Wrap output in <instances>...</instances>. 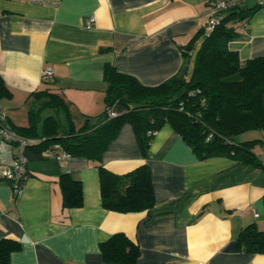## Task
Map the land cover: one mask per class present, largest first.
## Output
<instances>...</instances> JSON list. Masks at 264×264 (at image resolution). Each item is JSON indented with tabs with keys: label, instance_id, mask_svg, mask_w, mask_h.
<instances>
[{
	"label": "crops",
	"instance_id": "obj_1",
	"mask_svg": "<svg viewBox=\"0 0 264 264\" xmlns=\"http://www.w3.org/2000/svg\"><path fill=\"white\" fill-rule=\"evenodd\" d=\"M207 1L0 0V77L5 86L0 112L10 125L27 126L29 108L41 101L32 93L46 90L60 107H42L36 127L48 115H56L64 127L95 124L106 106V67L144 85L172 77L184 64L186 45L196 34H205ZM90 15L94 19L86 27ZM247 20L228 42L240 59L264 55V6ZM194 44L198 47L200 38ZM47 66L51 78L42 76ZM260 131L252 151L264 163ZM56 144L43 149V156L27 155L29 174L17 192L0 178V238L21 244L10 264H118L105 262L99 248L115 232L138 245L135 264H264V253L236 246L246 224L264 229V167L226 154L200 158L167 121L143 151L131 124L124 123L103 151L101 164L125 173L147 163L155 203L121 212L102 206L98 168L84 156L63 157ZM1 145L0 165L11 164L18 145ZM61 172L81 182V206L63 208Z\"/></svg>",
	"mask_w": 264,
	"mask_h": 264
},
{
	"label": "trees",
	"instance_id": "obj_2",
	"mask_svg": "<svg viewBox=\"0 0 264 264\" xmlns=\"http://www.w3.org/2000/svg\"><path fill=\"white\" fill-rule=\"evenodd\" d=\"M256 7L232 9L206 38L203 33L196 34L183 51L180 70L157 85H144L114 66L106 67V106L95 124L64 127L56 115H48L40 120L41 127H36L42 107L57 111L60 104L52 93L34 91L32 96L41 101L36 109L29 108V124L10 125L25 138H39L38 143L24 148L25 155L43 156V149L58 143L67 154L88 158L98 168L102 206L121 212L144 210L155 203L147 163L125 173L112 172L101 164L103 151L124 123L131 124L143 151L152 132L167 121L200 158L226 154L239 162L264 167L252 151L259 139H238L245 132L264 130V55L240 59L228 47V42L239 36V21ZM196 38H200L198 47ZM4 90L0 77V94ZM110 107L116 111L113 116L107 112ZM58 183L63 208L82 205L78 179L61 172ZM20 246L14 238H0V264H10L11 253ZM236 246L244 252L264 253V229L254 222L246 224L238 233ZM99 248L105 262L118 264H135L140 253L138 245L123 232L111 234Z\"/></svg>",
	"mask_w": 264,
	"mask_h": 264
},
{
	"label": "built area",
	"instance_id": "obj_3",
	"mask_svg": "<svg viewBox=\"0 0 264 264\" xmlns=\"http://www.w3.org/2000/svg\"><path fill=\"white\" fill-rule=\"evenodd\" d=\"M26 1L37 2L40 0ZM250 4L261 7L264 6V0H208L205 10L206 19L203 25L205 33L209 34L219 25L230 10L241 8L244 5L247 7ZM93 19L94 17L92 15L86 19V27L91 26ZM239 24L240 26H246L248 24L247 18L239 21ZM42 76L44 78H51L53 76L52 68L50 66L45 67L42 70ZM107 112L111 116L116 114V111L111 107L107 109ZM155 131H153L152 134H154ZM1 142L16 143L19 147V152L15 155L11 164L0 165V178L7 181L14 192H17L29 174V170L26 167L27 156L24 153V148L32 144L33 141L13 131L10 124L7 122L5 114L0 112V150L2 148ZM55 146L57 149H61V155H63V157L68 155L59 144ZM254 212L257 214L256 210Z\"/></svg>",
	"mask_w": 264,
	"mask_h": 264
},
{
	"label": "rangeland",
	"instance_id": "obj_4",
	"mask_svg": "<svg viewBox=\"0 0 264 264\" xmlns=\"http://www.w3.org/2000/svg\"><path fill=\"white\" fill-rule=\"evenodd\" d=\"M259 133H261L260 130L248 131V132H245L244 134H242L240 137H238V139L258 137Z\"/></svg>",
	"mask_w": 264,
	"mask_h": 264
},
{
	"label": "water",
	"instance_id": "obj_5",
	"mask_svg": "<svg viewBox=\"0 0 264 264\" xmlns=\"http://www.w3.org/2000/svg\"><path fill=\"white\" fill-rule=\"evenodd\" d=\"M246 7V5H244L243 7H241L242 9L243 8H245ZM206 36H207V34L205 33L204 35H203V38H206Z\"/></svg>",
	"mask_w": 264,
	"mask_h": 264
}]
</instances>
